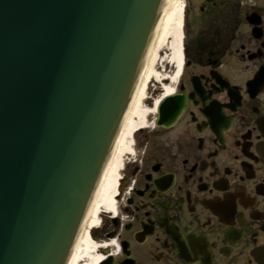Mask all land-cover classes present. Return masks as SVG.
I'll use <instances>...</instances> for the list:
<instances>
[{"label":"flooded vegetation","instance_id":"flooded-vegetation-1","mask_svg":"<svg viewBox=\"0 0 264 264\" xmlns=\"http://www.w3.org/2000/svg\"><path fill=\"white\" fill-rule=\"evenodd\" d=\"M175 1L182 67L151 85L91 237L102 264H264V0Z\"/></svg>","mask_w":264,"mask_h":264},{"label":"water","instance_id":"water-1","mask_svg":"<svg viewBox=\"0 0 264 264\" xmlns=\"http://www.w3.org/2000/svg\"><path fill=\"white\" fill-rule=\"evenodd\" d=\"M167 1L0 0V264H65Z\"/></svg>","mask_w":264,"mask_h":264},{"label":"bare ground","instance_id":"bare-ground-1","mask_svg":"<svg viewBox=\"0 0 264 264\" xmlns=\"http://www.w3.org/2000/svg\"><path fill=\"white\" fill-rule=\"evenodd\" d=\"M180 14V7L176 5L175 0H168L116 148L101 178L67 264H97L100 261L95 253L97 247L89 238V231L96 228L99 214L102 212L112 213L114 210V195L118 184V173L122 162L121 158L130 149L129 139L143 120L144 113L140 109V104L144 99V90L147 83L150 79L156 77L152 66L157 51L170 41L167 47L171 52L175 69L179 70L182 66Z\"/></svg>","mask_w":264,"mask_h":264},{"label":"rangeland","instance_id":"rangeland-1","mask_svg":"<svg viewBox=\"0 0 264 264\" xmlns=\"http://www.w3.org/2000/svg\"><path fill=\"white\" fill-rule=\"evenodd\" d=\"M169 42L170 41H168V43L166 45H163L160 48V50L157 51V55H156L155 61H154L153 66H152V68H153L152 70L155 72L156 77L154 79L153 78L150 79V81H149L150 84L148 83L147 89L144 91V99L142 100V102L140 104V109L144 113L143 118L147 117L151 113V111L145 109V107H144V102L148 97L149 90L152 88L151 85L154 84V86H156V85L163 84V81L165 80L166 77H165V73L162 72V69L164 67H166V65L167 66L174 65V61L171 58L172 57L171 52L166 51V48H167V45L169 44ZM164 53H165V55H163ZM158 80L162 81V83L161 82L159 83ZM127 154H128V151L123 154V156L121 158L122 161ZM98 223H100L99 218H98L97 226H98ZM98 227L100 228V224Z\"/></svg>","mask_w":264,"mask_h":264}]
</instances>
